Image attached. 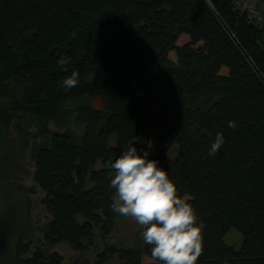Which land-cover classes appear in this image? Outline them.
<instances>
[{"label":"trees","instance_id":"1","mask_svg":"<svg viewBox=\"0 0 264 264\" xmlns=\"http://www.w3.org/2000/svg\"><path fill=\"white\" fill-rule=\"evenodd\" d=\"M182 34L189 40L178 45ZM73 70L79 83L69 89ZM71 112L81 137L42 124L50 141L33 154L32 179L50 216L43 241L32 249L28 220L6 200L16 214L0 220V264H62L43 247L81 251L96 228L109 237L119 214L105 164L132 141L196 210L197 264H264V23L237 0H0V134L18 113L61 125ZM218 132L226 142L209 156ZM231 228L242 235L237 249L224 240ZM115 256L157 264L142 237L106 245L96 264Z\"/></svg>","mask_w":264,"mask_h":264},{"label":"rangeland","instance_id":"2","mask_svg":"<svg viewBox=\"0 0 264 264\" xmlns=\"http://www.w3.org/2000/svg\"><path fill=\"white\" fill-rule=\"evenodd\" d=\"M237 5L241 9H247L260 25L264 23V0H237ZM188 40V35L182 34L179 36L177 44L182 45ZM169 57L175 59L174 51L169 52ZM224 71L225 69H222L221 73H224ZM66 109L73 111L74 104L69 102ZM42 124H45L44 126L49 131L68 133L75 138H80L84 130L83 126L76 121L74 112H71L67 117V121L61 125H56L52 121L43 123L36 116L18 113L12 122L3 128V132L0 134V152L4 147L8 148V151L4 150L0 153V220L3 221V219L6 220L14 216L16 207L13 205L17 206L20 209V218L28 220L26 238L31 242L32 249L36 245H41L43 232L50 219L42 203L45 193L35 185L32 179L34 151L41 145H48L50 141L49 136L40 135ZM22 139L27 140L25 146L22 145ZM109 144H115V136L110 137ZM13 152L17 156L15 169L7 171V162L14 156ZM169 155H174V149L170 151ZM149 158L151 159L150 153ZM89 185L90 183H88ZM114 196L115 192L113 198ZM183 199L186 200L187 197ZM6 200H9L13 205H9ZM7 207L10 209H6ZM142 230V227L133 218L119 215L116 228L109 237H101L98 232L99 229L96 228L90 240L84 241V247L81 251L73 250L65 242L57 243L51 247L44 246L43 251L45 253L50 251L59 252L63 257L62 264H96L97 254L106 245L113 244L122 247L140 245ZM1 236L2 233H0V243L3 238ZM224 240L237 249L242 243L241 232L231 228L226 233ZM143 261H150V259L144 256ZM104 264H121V261L115 256Z\"/></svg>","mask_w":264,"mask_h":264},{"label":"clouds","instance_id":"3","mask_svg":"<svg viewBox=\"0 0 264 264\" xmlns=\"http://www.w3.org/2000/svg\"><path fill=\"white\" fill-rule=\"evenodd\" d=\"M78 83L76 70L63 81L69 89ZM227 126L234 129L236 121H228ZM133 142L117 159L105 164L113 170L109 184L115 192L112 211L133 218L142 227V240L151 246L157 264H197L203 235L196 210L178 195L176 184L169 172L158 166L159 161L150 159L149 152ZM225 142L223 133L218 132L208 155L215 156Z\"/></svg>","mask_w":264,"mask_h":264}]
</instances>
